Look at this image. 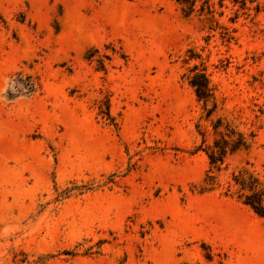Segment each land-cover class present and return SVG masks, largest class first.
<instances>
[{
    "label": "rangeland",
    "instance_id": "1",
    "mask_svg": "<svg viewBox=\"0 0 264 264\" xmlns=\"http://www.w3.org/2000/svg\"><path fill=\"white\" fill-rule=\"evenodd\" d=\"M182 5L0 0V264H264V0Z\"/></svg>",
    "mask_w": 264,
    "mask_h": 264
},
{
    "label": "trees",
    "instance_id": "2",
    "mask_svg": "<svg viewBox=\"0 0 264 264\" xmlns=\"http://www.w3.org/2000/svg\"><path fill=\"white\" fill-rule=\"evenodd\" d=\"M183 4L182 8L188 11H193L195 3L198 0H176ZM190 12V13H191ZM196 68H191L190 73H187L188 83L194 89L195 94L199 100H203L204 104L212 103L216 105L215 96L212 87L209 85V80L204 72L195 71ZM221 119H218V123H214L213 127L215 132L218 133V127ZM225 133L219 132L220 137L215 139L211 148V151H207L209 159L210 169L218 171L223 164L227 154L233 153L240 148H245L247 143L243 137V134L233 129H229V125L226 124ZM210 169L207 171L203 178V185L201 192L211 191L213 189V175H210ZM234 184L240 192L239 198L242 202L248 205L253 212L257 215L264 217V184L255 175H253L248 169H241L233 178Z\"/></svg>",
    "mask_w": 264,
    "mask_h": 264
}]
</instances>
